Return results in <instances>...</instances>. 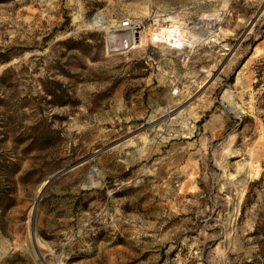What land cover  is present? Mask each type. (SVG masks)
<instances>
[{"label":"rangeland","instance_id":"374dc122","mask_svg":"<svg viewBox=\"0 0 264 264\" xmlns=\"http://www.w3.org/2000/svg\"><path fill=\"white\" fill-rule=\"evenodd\" d=\"M0 51V264H264V0H6Z\"/></svg>","mask_w":264,"mask_h":264},{"label":"bare ground","instance_id":"6f19581e","mask_svg":"<svg viewBox=\"0 0 264 264\" xmlns=\"http://www.w3.org/2000/svg\"><path fill=\"white\" fill-rule=\"evenodd\" d=\"M216 14H217V12H212V11H210V12H204V13H202V14H200V18L199 19H201V18H208L209 20H212L213 21V19H215V16H216ZM161 21V20H160ZM88 23L89 24H91V25H97V26H103V24L105 23V20H104V18L102 17V15L100 14V13H95V14H93L91 17H90V20H88ZM105 27V26H104ZM162 29L163 30H169V31H172V35L170 36V35H168V39L171 41L172 39L174 40V42H173V46L174 47H176V48H181V47H183L186 43L184 42V38H182L183 36H182V34H181V30H179V28H177L174 24H168V25H164V24H162ZM163 31H161V33H162ZM110 33V36H109V38L111 39V40H113L112 38H114V36L115 35H113V33L110 31L109 32ZM164 33V32H163ZM117 34V33H116ZM159 36V35H158ZM158 36H156L157 38H158ZM194 36V35H193ZM108 38V37H107ZM166 38H167V36H166ZM183 40H182V39ZM193 38V37H192ZM195 38V37H194ZM138 39V38H137ZM188 40L190 39V37L189 38H187ZM134 42H136V38H135V41ZM238 77H236V79H237ZM230 109H232V111H235L236 112V108H234L232 105L230 106ZM237 112H241V111H237ZM248 163V162H247ZM246 163V164H247ZM236 172H242L243 174H244V169L242 168V167H236ZM53 178V176H51V179ZM245 178L246 177H244L243 179H242V181H241V184L240 185H244V183H245ZM50 179V178H49ZM46 186V181L45 182H43L41 185H40V187H39V189H38V193H40L41 191H43V189H44V187ZM34 209V208H33ZM33 214V213H32ZM33 232V231H32ZM32 235V234H31ZM35 241L37 242V239H35Z\"/></svg>","mask_w":264,"mask_h":264},{"label":"built area","instance_id":"2783aa9c","mask_svg":"<svg viewBox=\"0 0 264 264\" xmlns=\"http://www.w3.org/2000/svg\"><path fill=\"white\" fill-rule=\"evenodd\" d=\"M141 27H142V20L139 18L124 17L122 19L117 20V22L114 25V29L118 30L119 33L122 34V38H121L122 48H130L135 44L134 42L135 38L139 37ZM173 42L174 40L172 39L171 41L168 42V45H170L173 48H176L173 46ZM183 47H181L180 49H183ZM104 49L108 51L114 49L113 41L110 40L109 38L106 39Z\"/></svg>","mask_w":264,"mask_h":264},{"label":"trees","instance_id":"16d2710c","mask_svg":"<svg viewBox=\"0 0 264 264\" xmlns=\"http://www.w3.org/2000/svg\"><path fill=\"white\" fill-rule=\"evenodd\" d=\"M1 1H6V0H0ZM62 42H65L67 45H66V48H72V47H77L75 43L78 42L77 39L73 38V37H66L64 40H62ZM74 43V44H73ZM9 56H7L3 51H0V62L2 61H5L8 59ZM52 93V92H51ZM54 94H53V99H51L52 101H56V99L54 98ZM65 102V100H62Z\"/></svg>","mask_w":264,"mask_h":264}]
</instances>
